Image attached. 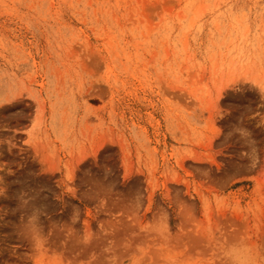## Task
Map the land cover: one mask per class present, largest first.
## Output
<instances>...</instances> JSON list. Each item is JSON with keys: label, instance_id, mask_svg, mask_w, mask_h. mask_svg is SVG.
Listing matches in <instances>:
<instances>
[{"label": "rangeland", "instance_id": "rangeland-1", "mask_svg": "<svg viewBox=\"0 0 264 264\" xmlns=\"http://www.w3.org/2000/svg\"><path fill=\"white\" fill-rule=\"evenodd\" d=\"M264 264V0H0V264Z\"/></svg>", "mask_w": 264, "mask_h": 264}, {"label": "clouds", "instance_id": "clouds-1", "mask_svg": "<svg viewBox=\"0 0 264 264\" xmlns=\"http://www.w3.org/2000/svg\"><path fill=\"white\" fill-rule=\"evenodd\" d=\"M229 256L232 260V264H253L252 254L249 248L234 247L231 249Z\"/></svg>", "mask_w": 264, "mask_h": 264}]
</instances>
